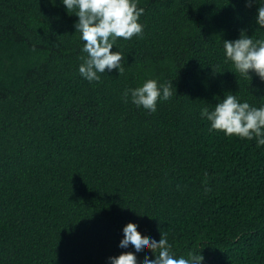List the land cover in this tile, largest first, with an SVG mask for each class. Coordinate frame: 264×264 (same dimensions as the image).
Listing matches in <instances>:
<instances>
[{
    "label": "trees",
    "instance_id": "obj_1",
    "mask_svg": "<svg viewBox=\"0 0 264 264\" xmlns=\"http://www.w3.org/2000/svg\"><path fill=\"white\" fill-rule=\"evenodd\" d=\"M138 7L143 34L112 48L123 73L89 82L75 14L59 0H0V264H108L129 225L166 235L178 257L264 264V146L200 117L225 94L264 105V81L223 55L242 30L264 36L259 4ZM148 78L173 93L154 114L122 98Z\"/></svg>",
    "mask_w": 264,
    "mask_h": 264
},
{
    "label": "clouds",
    "instance_id": "obj_2",
    "mask_svg": "<svg viewBox=\"0 0 264 264\" xmlns=\"http://www.w3.org/2000/svg\"><path fill=\"white\" fill-rule=\"evenodd\" d=\"M57 0H51L55 6ZM252 0H246L251 6ZM259 4L256 14L258 30H264V0H255ZM69 14H75V33L84 41L79 74L89 82L99 81L100 74L116 69L122 74L123 54L112 51L118 38L130 40L143 34V24L139 22L145 9L138 7V0H59ZM223 55L230 62L234 73L244 78L255 73L264 81V36L253 39L243 30L238 39L223 40ZM252 78V77H251ZM168 84H160L157 79H145L141 85L126 89L123 99L148 114L157 111L158 103H167L172 99ZM201 119L209 122V131H222L225 136L241 139H255L257 146H264V105L255 107L247 101H241L235 94H225L217 100L213 109L203 107ZM118 257H109L108 264H138L137 257L143 255L142 264H203L201 252L190 251L187 256H176L166 235L155 238H142L135 226H127L122 232ZM131 250V251H130ZM146 250L155 253L151 258Z\"/></svg>",
    "mask_w": 264,
    "mask_h": 264
}]
</instances>
